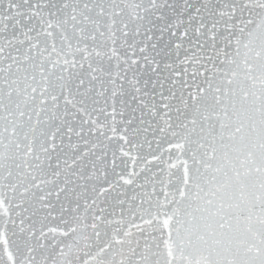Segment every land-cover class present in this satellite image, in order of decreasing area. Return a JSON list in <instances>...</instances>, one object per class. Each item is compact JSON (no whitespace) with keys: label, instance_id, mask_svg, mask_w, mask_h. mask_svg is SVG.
<instances>
[{"label":"snow or ice","instance_id":"snow-or-ice-1","mask_svg":"<svg viewBox=\"0 0 264 264\" xmlns=\"http://www.w3.org/2000/svg\"><path fill=\"white\" fill-rule=\"evenodd\" d=\"M0 264H264V0H0Z\"/></svg>","mask_w":264,"mask_h":264}]
</instances>
